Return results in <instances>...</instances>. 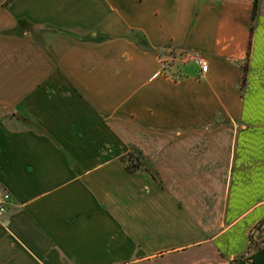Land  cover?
I'll list each match as a JSON object with an SVG mask.
<instances>
[{"label":"crops","instance_id":"1","mask_svg":"<svg viewBox=\"0 0 264 264\" xmlns=\"http://www.w3.org/2000/svg\"><path fill=\"white\" fill-rule=\"evenodd\" d=\"M254 1L0 0V264H230L246 250L264 219ZM20 21L56 40L38 47ZM130 146L162 185L126 172ZM238 264H264V247Z\"/></svg>","mask_w":264,"mask_h":264},{"label":"trees","instance_id":"2","mask_svg":"<svg viewBox=\"0 0 264 264\" xmlns=\"http://www.w3.org/2000/svg\"><path fill=\"white\" fill-rule=\"evenodd\" d=\"M260 0H255L253 4V21H255L257 12H258V7H259ZM22 21H20L21 24ZM254 31V25L251 27V36ZM247 76H248V63H246L245 66V71H244V76H243V81H242V88H244L247 84ZM40 131H43L39 127H37ZM121 161L124 164V168L126 172L132 174L136 172H147L152 176V178L157 181L160 185H162V180L160 178V174L158 171L150 168L146 164H144L143 161V156L139 152L138 154L134 152L133 150H130L128 153L123 155L121 158ZM264 226V219L261 220L254 228V231H257L261 229ZM254 231H251L249 234V245L246 248L244 252H242L239 256H237L230 264H238L240 263L244 258L249 256L250 254L254 253L257 250H260L261 248L264 247V241H256L254 238Z\"/></svg>","mask_w":264,"mask_h":264},{"label":"rangeland","instance_id":"3","mask_svg":"<svg viewBox=\"0 0 264 264\" xmlns=\"http://www.w3.org/2000/svg\"><path fill=\"white\" fill-rule=\"evenodd\" d=\"M15 33L18 36H25V35H27L29 38L31 37L33 39V42L36 43V45L38 47H40V48L42 46L45 47L47 42L50 44L52 41L56 40V37H57V34L55 32H53V31H50V29L47 28V27H44V28L35 27V26L30 25L28 23H21V24H19L18 25V28H17V31ZM137 40L140 41V42H142L141 41V38H138ZM49 59L51 60V54H49ZM0 61H1V59H0ZM0 66L4 67L3 64H0ZM56 68L57 67H54V68L50 67L48 69L49 75H54V73L56 71ZM58 70H60V67H58ZM45 72H46V70H44V69H43V71H41V70H35L34 71V73H36V74L37 73H42L43 75H45ZM8 84H10L9 83V79L6 78V77H4V76H1L0 75V86H5V85H8ZM242 90H244V88H242ZM22 122L25 123V125H28L31 128H34L35 129V127H36V124L34 122H30L27 119H24L23 118V121ZM129 149L130 150H133L137 154L139 153V150L137 149V147L130 146ZM143 161H144V164L147 165V159L146 158H143ZM142 172H144V171H142ZM145 173H147V172H145Z\"/></svg>","mask_w":264,"mask_h":264},{"label":"built area","instance_id":"4","mask_svg":"<svg viewBox=\"0 0 264 264\" xmlns=\"http://www.w3.org/2000/svg\"><path fill=\"white\" fill-rule=\"evenodd\" d=\"M195 63L199 66L203 74H207L209 70V63L204 58H195ZM11 197L8 193L3 192L0 194V217H2L8 208Z\"/></svg>","mask_w":264,"mask_h":264}]
</instances>
